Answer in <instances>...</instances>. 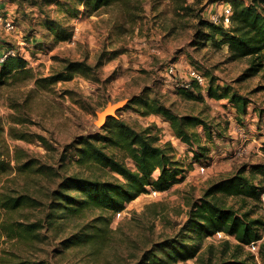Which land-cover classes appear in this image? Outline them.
<instances>
[{
    "label": "rangeland",
    "instance_id": "1",
    "mask_svg": "<svg viewBox=\"0 0 264 264\" xmlns=\"http://www.w3.org/2000/svg\"><path fill=\"white\" fill-rule=\"evenodd\" d=\"M75 1L0 0L16 21L14 30L0 24V51L21 50L35 76L62 71L68 61H85L92 67L87 74L76 73L47 87L38 86L31 77L0 80V193L35 198L38 204L22 207L13 220L46 225L32 242L1 237L0 253L6 249L19 258L44 259L48 264H141L153 251L162 254L159 246L168 239L195 241V235L183 234L182 229L191 206L212 182L246 166V173L262 183L264 167L252 173L251 165H264V67L241 79L249 60H230L228 48L197 35L201 17L211 20L212 14L222 12L224 0H128L92 14L80 4V14L73 17V7L66 4L73 6ZM48 17L71 27L72 37L57 38L47 26ZM189 67L200 68L209 82L251 98L247 114L239 115L228 98L210 97L207 88L199 85L203 100L179 92L189 81ZM142 93L176 113L198 115L210 124L211 142L204 126L195 129L202 145L211 147L208 160L192 164V150L175 136L163 116L135 110L131 100ZM109 104L120 105L114 117L137 129L150 127L155 143L166 147L184 169V178L157 194H141L126 204L121 215L83 204L80 212L63 214L59 208L54 224H48L65 177H120L108 168L78 160L72 146L79 137L102 131L95 123L97 112ZM101 143L108 152L123 151ZM125 162L135 168L132 159ZM66 192L79 194L70 186ZM221 198L226 206L264 219V201ZM92 223L103 233L101 245L67 242ZM238 244L231 235L209 236L203 238L195 257L171 264H218L234 257L259 264L246 245ZM260 262L264 264L262 258Z\"/></svg>",
    "mask_w": 264,
    "mask_h": 264
},
{
    "label": "trees",
    "instance_id": "2",
    "mask_svg": "<svg viewBox=\"0 0 264 264\" xmlns=\"http://www.w3.org/2000/svg\"><path fill=\"white\" fill-rule=\"evenodd\" d=\"M128 0H76L72 16L80 14L78 5L82 4L88 14L97 12L101 8ZM232 6L231 22L228 26L215 23L201 17L197 35L205 41H211L219 47L227 45L230 60L247 58L249 66L242 74V78L258 73L264 67V0H224ZM48 27L53 28L57 38L72 37V28L63 24L61 20L48 17ZM55 25L54 27L52 26ZM90 67L85 61H68L62 71L48 76H35L28 67L25 57H8L0 63V80H10L31 77L38 86L47 87L53 82L67 81L76 73L87 74ZM206 74V73H205ZM207 76V75H206ZM179 92L193 99H201L200 87L193 82L192 87H179ZM207 94L214 98H228L239 115L247 114L251 98L241 94L238 90H231L230 86H222L210 81ZM135 110L142 114L156 113L163 116L170 124L177 138L181 139L193 152L192 164L208 160L211 147L202 145L200 133L195 129L202 125L209 142L213 140V130L210 124L198 115L179 114L171 107L157 99L149 98L146 93L136 95L131 100ZM149 128L137 129L133 125L114 116L109 117L101 132L93 135L81 136L72 143L77 149L78 160L90 162L108 168L120 177L117 179L90 178L73 174L63 179L60 189L56 191L59 202L51 205L48 224H54L58 217L57 210L61 208L63 214L70 211L80 212L83 204H89L99 209L118 212L126 204L151 189L165 191L174 183L184 178L182 167L175 156L164 146L156 144V137ZM113 144L122 153L108 152L104 145ZM264 146V145H263ZM132 159L135 168H130L125 162ZM2 166V163H0ZM264 165H251L254 173ZM264 172V171H262ZM73 187L79 194L68 193L67 188ZM264 191L263 182L256 183L250 174L246 173V166H242L234 174L212 182L204 191L203 196L191 206L188 220L183 226V234H193L195 241L189 242L185 238L168 239L159 248L162 254L154 251L146 255L141 264H171L179 259L187 260L196 256L203 238L224 232L234 236L239 246L247 245L263 238L264 219L252 217L251 212L241 211L232 206H226L222 196L252 198L262 201ZM38 201L25 194L0 193V238H23L26 241L39 239L37 230L46 225L40 221L22 223L13 220V216L24 206H36ZM4 216V217H3ZM84 231V230H83ZM98 225L92 223L85 227L81 235H74L67 242L101 245L102 235ZM186 236V235H184ZM101 239V240H100ZM65 242V247L69 243ZM97 243V244H96ZM260 256L264 262V242L260 244ZM0 264H48L44 259L19 258L15 253L1 249ZM218 264H252L247 259L221 260Z\"/></svg>",
    "mask_w": 264,
    "mask_h": 264
},
{
    "label": "built area",
    "instance_id": "3",
    "mask_svg": "<svg viewBox=\"0 0 264 264\" xmlns=\"http://www.w3.org/2000/svg\"><path fill=\"white\" fill-rule=\"evenodd\" d=\"M1 6V5H0ZM5 7L2 6L0 7V24L4 26L7 30H14L16 27V21H15V16L14 15H8L6 13V10H4ZM231 16H232V6L228 1L223 2V11L219 12V14H212L211 15V20L214 21L215 23L223 24L225 26H228L231 22ZM16 56H22L23 53L21 50L15 48V47H7L6 50L0 51V63H2L6 58L8 57H16ZM189 81L187 83H183L182 86L191 88L193 82L197 83L200 87L207 88L209 84V79L206 76L205 72L202 71L200 68L197 67H189L188 72H187ZM202 169H204L202 167ZM263 186H264V177H263ZM147 193H153L157 194L158 191L151 189ZM262 201H264V191L262 193L261 197ZM125 208V207H124ZM124 208L120 211H118V215H121L123 212ZM223 235H227L224 232H217L214 236H219L222 237ZM263 239V238H262ZM262 239L258 241H253L246 246L248 249L254 253L256 259L259 261V264H261V256H260V244L262 242Z\"/></svg>",
    "mask_w": 264,
    "mask_h": 264
},
{
    "label": "water",
    "instance_id": "4",
    "mask_svg": "<svg viewBox=\"0 0 264 264\" xmlns=\"http://www.w3.org/2000/svg\"><path fill=\"white\" fill-rule=\"evenodd\" d=\"M120 107L119 104H109L101 111L97 112L96 125L103 127L109 117L115 116V111Z\"/></svg>",
    "mask_w": 264,
    "mask_h": 264
},
{
    "label": "crops",
    "instance_id": "5",
    "mask_svg": "<svg viewBox=\"0 0 264 264\" xmlns=\"http://www.w3.org/2000/svg\"><path fill=\"white\" fill-rule=\"evenodd\" d=\"M2 6H4V5H1L0 7H2ZM222 47H224V50H225V48H228L227 45H223Z\"/></svg>",
    "mask_w": 264,
    "mask_h": 264
}]
</instances>
